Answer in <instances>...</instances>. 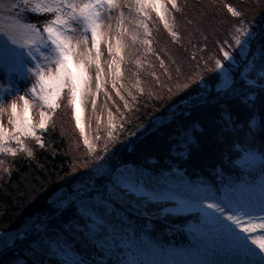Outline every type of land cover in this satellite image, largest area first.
Instances as JSON below:
<instances>
[{
    "label": "snow or ice",
    "instance_id": "6c2138e0",
    "mask_svg": "<svg viewBox=\"0 0 264 264\" xmlns=\"http://www.w3.org/2000/svg\"><path fill=\"white\" fill-rule=\"evenodd\" d=\"M195 7L205 6L197 0ZM223 7L234 19L221 21L229 38L217 42V52L207 54L205 46L199 58L191 53L195 64L183 78L177 67L173 79L160 60L166 82L157 87L167 83L166 94L147 95L167 108L141 137L166 132L170 146L159 159H149L136 141L116 147L128 118L119 107L120 122L108 110L103 135L102 117H96L90 140L82 105L91 97L95 112L102 90L112 98L100 66L103 42L113 56L110 70L115 65L111 87L133 111L120 92L123 84L117 86L128 34L125 9L143 30L146 52L155 54L148 21L154 14L179 44L175 14L183 16L184 8L178 0H0V156L33 158L28 141L46 148L49 124L54 128L52 118L65 99L86 149L68 153L72 160L62 176L34 177L10 194L24 211L15 227L0 232V264H264V0L251 6L261 10L259 21L231 4ZM242 7H249L247 0ZM114 17L120 29L115 45ZM134 87L145 95L139 80ZM33 105L39 110L36 124L30 119ZM0 170L11 177L4 159ZM184 213H195L197 224L189 246L177 252L157 236L181 226Z\"/></svg>",
    "mask_w": 264,
    "mask_h": 264
},
{
    "label": "trees",
    "instance_id": "16d2710c",
    "mask_svg": "<svg viewBox=\"0 0 264 264\" xmlns=\"http://www.w3.org/2000/svg\"><path fill=\"white\" fill-rule=\"evenodd\" d=\"M247 2L249 7L243 8L242 0H214V3L212 0H199V3L205 7L198 9L195 7L197 0H178L180 6L184 8L183 16L180 13L175 14L177 16L176 30L181 36L179 44L173 42L172 37L153 14V19L148 21V26L152 30L150 39L155 54L146 52L147 46L145 45L142 54L144 63L135 68L136 81L139 80V87L144 89L145 95L141 96L135 87L133 95L137 97V100L134 102L129 95L121 90V94L125 96L129 107L133 109L129 113L124 108L123 101L116 96L115 90L108 85V93L115 102L116 109L119 107L120 113H124L128 117L125 121L124 131L118 133L122 142L116 145L117 148H122L131 140L136 141L135 147L141 149V154L144 157L159 159L166 154L170 146L166 132L150 131L149 134L141 137L143 128H148L151 121L162 115L167 108V104H163L160 100H154L147 95L149 91H156L161 96L166 94L167 83H165L163 89L157 87L159 83L166 82L165 69L160 67V60L164 61L166 69L172 74L173 79L177 76V67H179L182 74L181 78L188 75L192 72L195 64L190 59L191 53L196 52L199 58L201 53L198 49L205 46L208 49L207 54L215 53L218 50L217 42L229 38L228 24L226 22L221 23V21L234 18L231 17L230 13H227L226 8L223 7L224 4H231L237 7L238 10L244 11L246 18L249 20L255 16L256 21H259L261 10L251 7L257 0H247ZM185 19L193 20V24H187ZM204 36L208 37L207 41L204 40ZM173 60L176 61L175 64L172 63ZM156 77L160 78L159 81L156 80ZM60 103L61 108L56 111L52 118L54 128L50 123L49 132L44 137L46 148L41 149L34 141H28V147L34 153L33 158H28L25 153H20L15 158L0 156V159L5 160V165L12 168L10 178L7 173L0 170V176L4 177L3 181H0V202H2L0 203V232L15 227L24 211V207H15L16 201L10 198L11 193L34 177L43 179L44 176H47L51 180L53 176H62L68 170V165L72 160V155L68 153H83L86 151L79 129L75 127L72 109L67 106L66 99ZM120 113H116L119 119L118 123L120 122ZM193 134L199 135L195 131ZM138 137L141 138L138 140ZM191 171L189 169L190 173ZM5 206H7L6 214L4 211ZM178 219L181 221V226L171 232L158 234L157 239L161 244L180 247L188 246L191 243L184 228L197 222L196 214L184 213Z\"/></svg>",
    "mask_w": 264,
    "mask_h": 264
},
{
    "label": "rangeland",
    "instance_id": "374dc122",
    "mask_svg": "<svg viewBox=\"0 0 264 264\" xmlns=\"http://www.w3.org/2000/svg\"><path fill=\"white\" fill-rule=\"evenodd\" d=\"M119 20L118 18H115L112 20V30H111V38L113 45H115V39L117 37L118 32L120 31L119 27ZM124 29L127 30V35H125L122 39V48H121V55L123 56V62L120 64V71L122 73V76L117 79V86L119 87L120 84H123V88H120L121 90L128 95V92L131 91L133 94V91L135 89L134 85H136V72L135 68L140 67L144 61L142 58V54L145 48V45L140 43V40L143 39L142 29H137L135 26V23L132 21V17L129 16L127 10L125 9V20L123 24ZM107 31V30H106ZM141 33L137 41H133L131 36L133 33ZM100 51H101V59H100V66L104 70V80L106 81L105 84V89L108 92V85L111 86L112 83V75H111V70H114L115 65H112V69L110 70V65L112 64V59L113 56L108 53L107 49V44L106 43H101L100 46ZM119 59V57H116ZM139 62V63H137ZM97 69L93 65L89 69V74L92 76L93 80V90L95 88V74H96ZM112 88V87H111ZM91 100L92 98H88V101L82 105V119L81 123L85 128V134L88 135L89 139L92 140L96 134L97 131V119L96 117H102V120L100 122V131L101 134L103 135L107 129V113L108 110H111L116 117V121L118 123V115L116 114V104L115 102L111 100H107L104 94V90H102L99 93V96L96 98V110L95 112L92 111V106H91ZM106 100H107V105H106ZM11 101L8 100L5 104V107L10 103ZM22 103V102H18ZM106 105V106H105ZM38 109L35 105H33L31 109V116L30 119L32 120L33 124L38 123L39 121V115H38ZM21 115H22V110H21ZM3 124L6 128L10 127L8 124V115L5 114L3 117ZM197 222L191 223L188 225L185 229L187 236L189 239L192 241V235L190 232L191 228H194ZM159 242V241H158ZM160 243V242H159ZM164 245V244H163ZM165 247H170L172 249L177 250V252H182L185 248H187V245L180 246V247H175V246H168L164 245ZM179 259V256H177Z\"/></svg>",
    "mask_w": 264,
    "mask_h": 264
}]
</instances>
